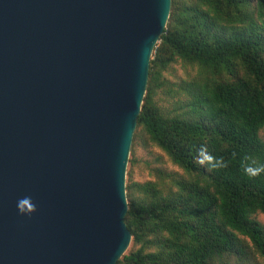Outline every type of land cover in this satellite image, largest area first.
Listing matches in <instances>:
<instances>
[{"label": "water", "instance_id": "obj_1", "mask_svg": "<svg viewBox=\"0 0 264 264\" xmlns=\"http://www.w3.org/2000/svg\"><path fill=\"white\" fill-rule=\"evenodd\" d=\"M171 4L0 0V264H117L129 249L128 160Z\"/></svg>", "mask_w": 264, "mask_h": 264}, {"label": "trees", "instance_id": "obj_2", "mask_svg": "<svg viewBox=\"0 0 264 264\" xmlns=\"http://www.w3.org/2000/svg\"><path fill=\"white\" fill-rule=\"evenodd\" d=\"M152 57L127 172L132 241L117 264H264V174L244 172L264 164V0H172ZM176 63L186 80L166 82ZM141 136L182 174L133 182ZM201 147L226 166L200 165Z\"/></svg>", "mask_w": 264, "mask_h": 264}, {"label": "rangeland", "instance_id": "obj_3", "mask_svg": "<svg viewBox=\"0 0 264 264\" xmlns=\"http://www.w3.org/2000/svg\"><path fill=\"white\" fill-rule=\"evenodd\" d=\"M153 56V55H152ZM153 59V57H151ZM189 70L183 68L180 63H176L170 66L164 73V79L166 82L179 83L182 80H186V73ZM156 101L158 102V106L165 108L166 110L170 107V103L167 100L165 94L163 92H159L156 96ZM137 130V128H136ZM135 130V132H136ZM134 132V134H135ZM264 135V132L261 134ZM142 137V136H141ZM133 145V141H132ZM132 147V146H131ZM132 149V148H131ZM132 159V151L130 150L127 172L130 168L129 161ZM134 159L136 161L135 167L133 169L132 181L133 182H146L149 180H153L154 173H150L154 168H161L164 171L170 174L181 175L182 172L175 166H173L168 159L160 152L157 148L150 145L144 137L139 139L134 148ZM127 182V176H126ZM257 220L264 225V215H258ZM131 246V245H130ZM130 248V247H129ZM129 250V249H128ZM127 250V252H128ZM126 252V253H127ZM125 253V254H126Z\"/></svg>", "mask_w": 264, "mask_h": 264}, {"label": "clouds", "instance_id": "obj_4", "mask_svg": "<svg viewBox=\"0 0 264 264\" xmlns=\"http://www.w3.org/2000/svg\"><path fill=\"white\" fill-rule=\"evenodd\" d=\"M198 163L204 165L206 162L213 168L225 167V163L222 158H216L207 152L205 147H201L197 156ZM244 172L251 177H257L264 174V164H256L253 161L250 164L244 165ZM17 211L22 216H31L36 212V205L32 202L31 197L24 198L17 202Z\"/></svg>", "mask_w": 264, "mask_h": 264}]
</instances>
